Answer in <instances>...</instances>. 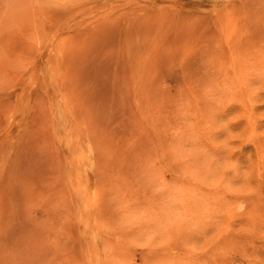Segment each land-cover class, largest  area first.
<instances>
[{
    "label": "rangeland",
    "instance_id": "1",
    "mask_svg": "<svg viewBox=\"0 0 264 264\" xmlns=\"http://www.w3.org/2000/svg\"><path fill=\"white\" fill-rule=\"evenodd\" d=\"M0 264H264V0H0Z\"/></svg>",
    "mask_w": 264,
    "mask_h": 264
}]
</instances>
